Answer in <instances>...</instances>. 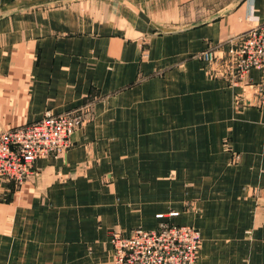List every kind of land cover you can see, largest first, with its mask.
Instances as JSON below:
<instances>
[{
  "label": "crops",
  "instance_id": "crops-1",
  "mask_svg": "<svg viewBox=\"0 0 264 264\" xmlns=\"http://www.w3.org/2000/svg\"><path fill=\"white\" fill-rule=\"evenodd\" d=\"M248 18L264 0H0V129L88 117L0 185V264H112L110 231L161 221L200 232L196 264H264L260 75L233 86L196 57Z\"/></svg>",
  "mask_w": 264,
  "mask_h": 264
},
{
  "label": "built area",
  "instance_id": "built-area-1",
  "mask_svg": "<svg viewBox=\"0 0 264 264\" xmlns=\"http://www.w3.org/2000/svg\"><path fill=\"white\" fill-rule=\"evenodd\" d=\"M248 21L254 24L246 32L209 46L196 57L209 65L210 76L227 78L233 86H249V71H257L260 80L252 90L256 106L264 108V21ZM240 103L239 99L236 105ZM87 119L81 108L48 112L36 122L0 132V185L12 184L15 190L22 186L34 161L70 149L73 134ZM177 215L172 212L168 217ZM109 243L112 264H196L201 235L192 226L161 221L154 230L136 228L129 236L112 230Z\"/></svg>",
  "mask_w": 264,
  "mask_h": 264
},
{
  "label": "rangeland",
  "instance_id": "rangeland-1",
  "mask_svg": "<svg viewBox=\"0 0 264 264\" xmlns=\"http://www.w3.org/2000/svg\"><path fill=\"white\" fill-rule=\"evenodd\" d=\"M8 128H9V127L1 128V129H0V132H2V131H6ZM24 183H25V182H24ZM3 184H6V183H2L1 185H3ZM22 186H23V185H22ZM22 186H20L19 188H17L16 191H20L21 188H22Z\"/></svg>",
  "mask_w": 264,
  "mask_h": 264
},
{
  "label": "bare ground",
  "instance_id": "bare-ground-1",
  "mask_svg": "<svg viewBox=\"0 0 264 264\" xmlns=\"http://www.w3.org/2000/svg\"><path fill=\"white\" fill-rule=\"evenodd\" d=\"M8 130H10V129H8Z\"/></svg>",
  "mask_w": 264,
  "mask_h": 264
}]
</instances>
